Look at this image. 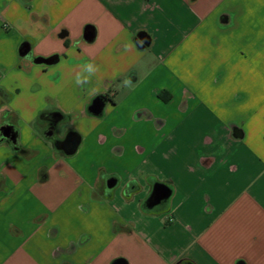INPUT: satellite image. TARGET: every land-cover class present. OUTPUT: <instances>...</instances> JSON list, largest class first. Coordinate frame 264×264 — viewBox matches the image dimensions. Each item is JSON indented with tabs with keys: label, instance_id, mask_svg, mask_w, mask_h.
<instances>
[{
	"label": "crops",
	"instance_id": "0c3cea01",
	"mask_svg": "<svg viewBox=\"0 0 264 264\" xmlns=\"http://www.w3.org/2000/svg\"><path fill=\"white\" fill-rule=\"evenodd\" d=\"M3 125L0 264H264V0H0Z\"/></svg>",
	"mask_w": 264,
	"mask_h": 264
},
{
	"label": "water",
	"instance_id": "95a60500",
	"mask_svg": "<svg viewBox=\"0 0 264 264\" xmlns=\"http://www.w3.org/2000/svg\"><path fill=\"white\" fill-rule=\"evenodd\" d=\"M93 36L94 31L91 28H86L84 31V37L88 40H91ZM137 39L143 40L144 42L143 45L137 44L138 47H143L145 44L148 43L149 40L148 36L144 32L138 33L136 40ZM28 51V44H23L19 49V54L21 56H25L27 55ZM32 61L38 64H51L56 61V58L53 56L47 58L35 57L32 59ZM105 102L106 97L104 95H98L92 99L87 109L92 114L98 115L102 112ZM53 115H55L52 125V127L54 128L56 123L61 119V116L57 112H54ZM0 131L2 132V135L6 137L12 144H16V133L13 131L12 126H0ZM50 140L57 150L61 151L65 155H72L78 147L80 137L76 132L68 131L62 139H59L54 135ZM105 183L108 188H112L116 184V178L111 176L106 180ZM170 192L171 190L166 184L160 182L154 183L147 199V206L151 208L160 203L161 201L166 200L169 197ZM112 264H126V261L123 258H116L112 262ZM238 264L243 263L239 262Z\"/></svg>",
	"mask_w": 264,
	"mask_h": 264
},
{
	"label": "clouds",
	"instance_id": "9594fccd",
	"mask_svg": "<svg viewBox=\"0 0 264 264\" xmlns=\"http://www.w3.org/2000/svg\"><path fill=\"white\" fill-rule=\"evenodd\" d=\"M81 41L80 40H74L73 41V47H78L80 45ZM143 40L137 39L135 41V44H140L143 45ZM130 48V45H125V51H128ZM25 60L27 61H31V54L27 55L24 57ZM98 71L96 65L94 64V62H85L83 64L80 65V69L78 71L75 72L74 75V79H75V83L78 86L83 87L84 85L90 84L91 83V78L96 74V72ZM123 87L125 89H132L133 88V81L131 80L130 76L126 77L122 82L121 85H118L119 87ZM96 94V90L93 89L92 90V95ZM101 179H103L105 182L108 179L107 176H102ZM132 183H135V179L133 178L127 185L126 187L129 188L130 185ZM106 184V183H105ZM111 189H109L108 187H105L104 189V194L107 196L110 193Z\"/></svg>",
	"mask_w": 264,
	"mask_h": 264
},
{
	"label": "flooded vegetation",
	"instance_id": "af4514ba",
	"mask_svg": "<svg viewBox=\"0 0 264 264\" xmlns=\"http://www.w3.org/2000/svg\"><path fill=\"white\" fill-rule=\"evenodd\" d=\"M48 125H47V128L44 132L45 136L48 138V139H51L53 136H54V132L52 131V123L51 121H48ZM64 137V136H63ZM63 137L59 138V139H62ZM58 138V137H57Z\"/></svg>",
	"mask_w": 264,
	"mask_h": 264
}]
</instances>
